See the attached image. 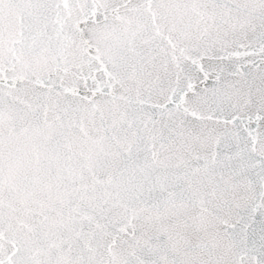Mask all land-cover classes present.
I'll return each instance as SVG.
<instances>
[{"label": "snow or ice", "instance_id": "1", "mask_svg": "<svg viewBox=\"0 0 264 264\" xmlns=\"http://www.w3.org/2000/svg\"><path fill=\"white\" fill-rule=\"evenodd\" d=\"M0 264H264V0H0Z\"/></svg>", "mask_w": 264, "mask_h": 264}]
</instances>
